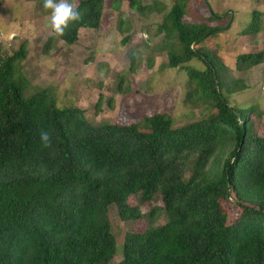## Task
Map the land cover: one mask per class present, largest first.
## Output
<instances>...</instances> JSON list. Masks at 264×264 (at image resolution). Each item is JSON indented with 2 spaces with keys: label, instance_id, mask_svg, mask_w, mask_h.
Instances as JSON below:
<instances>
[{
  "label": "trees",
  "instance_id": "trees-1",
  "mask_svg": "<svg viewBox=\"0 0 264 264\" xmlns=\"http://www.w3.org/2000/svg\"><path fill=\"white\" fill-rule=\"evenodd\" d=\"M189 1L174 0L168 9L158 0H113L144 18L163 17L158 34H165L166 67L186 72L188 100L205 110L181 127L165 113L148 117L146 131L94 126L83 110L60 108L49 89L25 97L32 87L20 68L26 43L0 58V264H111L117 240L110 207L124 222L144 217L131 197L141 205L160 201L150 218L163 213L167 221L127 233L118 264H264V136L251 119L262 121L264 112L230 104L220 63L201 48L229 31L232 18L223 27L227 13L217 15L204 0L210 18L192 21ZM76 8L82 19L63 37H51L45 53L56 40L75 45L81 30H101L105 0H80ZM259 16L242 36L259 31ZM194 60L204 69L188 66ZM263 62V53L243 54L236 67ZM41 131L51 147L42 146ZM228 199L242 209L233 223L223 206Z\"/></svg>",
  "mask_w": 264,
  "mask_h": 264
},
{
  "label": "rangeland",
  "instance_id": "rangeland-1",
  "mask_svg": "<svg viewBox=\"0 0 264 264\" xmlns=\"http://www.w3.org/2000/svg\"><path fill=\"white\" fill-rule=\"evenodd\" d=\"M79 1L69 0L74 7L79 5ZM158 1L168 9L174 3V0ZM207 2L217 15L227 13L221 22L223 27L230 17L233 22L229 31L201 45L204 52L214 55L220 63L218 68L224 95L232 106L239 109L256 108L264 112V62L249 70L240 71L236 67L239 55L264 54V0ZM113 3V0H105V16L100 31L81 30L75 45L56 40L45 53L46 44L54 34L50 28V12L43 8V0H0V33L7 41L2 57L4 53L12 55L23 43L27 44L28 56L20 68L32 87L25 97L38 90L49 89L60 108L83 110L94 126L135 124L146 131L145 120L156 113L171 116L175 127L201 119L204 108L196 107L192 99L188 100L190 90L186 72L166 67L165 34H158L163 17L147 13V18H144L132 11L126 2L119 6H113ZM256 12L260 15L259 31L251 36H242ZM188 18L196 22L207 21L210 18L208 4L204 0H190ZM11 36L15 38L8 42ZM188 66L204 69L197 60ZM214 113L212 110L209 115ZM251 116L255 130L264 136V118L260 121L257 114ZM129 203L133 207L140 206L144 217L140 221L124 222L116 206L110 207L109 220L117 240V254L111 264L123 260L127 233L144 232L167 221L163 213H158L155 219L150 218L153 207L162 206L160 201L154 206L141 205L139 197H131ZM223 206L230 223L242 213L234 199L223 201Z\"/></svg>",
  "mask_w": 264,
  "mask_h": 264
},
{
  "label": "clouds",
  "instance_id": "clouds-1",
  "mask_svg": "<svg viewBox=\"0 0 264 264\" xmlns=\"http://www.w3.org/2000/svg\"><path fill=\"white\" fill-rule=\"evenodd\" d=\"M43 8L50 12V28L56 37H63L69 26L82 19V11L69 0H43ZM40 141L43 147H51L50 136L41 131Z\"/></svg>",
  "mask_w": 264,
  "mask_h": 264
},
{
  "label": "built area",
  "instance_id": "built-area-1",
  "mask_svg": "<svg viewBox=\"0 0 264 264\" xmlns=\"http://www.w3.org/2000/svg\"><path fill=\"white\" fill-rule=\"evenodd\" d=\"M15 37H12L10 39H8V42L13 41ZM6 37L3 36V34L0 33V58L2 57V53H3V48L2 46L6 43Z\"/></svg>",
  "mask_w": 264,
  "mask_h": 264
}]
</instances>
